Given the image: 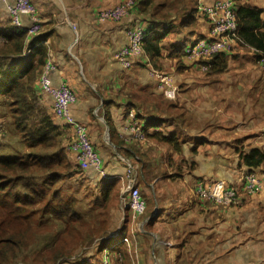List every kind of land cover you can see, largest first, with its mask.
Here are the masks:
<instances>
[{
    "label": "crops",
    "instance_id": "crops-1",
    "mask_svg": "<svg viewBox=\"0 0 264 264\" xmlns=\"http://www.w3.org/2000/svg\"><path fill=\"white\" fill-rule=\"evenodd\" d=\"M35 1L43 31H50L46 61L55 65L53 82H67L76 92L73 115L88 126L111 181L121 180L116 176H126L132 165L146 197L147 211L131 234L140 250L130 256L131 263L264 264V190L244 194L235 206L196 194L198 183L217 179L241 187L251 170L244 155L253 147L264 148V114L248 115L246 107L249 96L261 97L264 106L259 53L235 43L224 54L223 72L204 71L184 55L187 42L209 34L212 20L200 8L214 0H139L120 21H100L97 13L123 0ZM244 1L264 10V0ZM13 2L0 0L1 20L9 19ZM191 14L194 18L186 27ZM23 21L28 25L31 17L24 14ZM139 25L162 37L160 56L149 62L145 54L124 68L117 52L127 42L128 28ZM152 68L171 77L178 89L175 99L165 96ZM38 94L62 130L68 156L74 158L68 149L72 130L55 116L53 97ZM239 105L242 111H234ZM131 111L145 123L143 140L128 126ZM108 116L112 143L106 137ZM160 132L176 136L179 147L162 140ZM254 171L264 173V163ZM81 174L91 181L99 179L94 168ZM116 208L112 217L121 221L126 213Z\"/></svg>",
    "mask_w": 264,
    "mask_h": 264
},
{
    "label": "trees",
    "instance_id": "trees-1",
    "mask_svg": "<svg viewBox=\"0 0 264 264\" xmlns=\"http://www.w3.org/2000/svg\"><path fill=\"white\" fill-rule=\"evenodd\" d=\"M237 1L238 37L241 44L253 47L258 53L264 52V10L247 1ZM189 17L186 27H190L194 14ZM49 35L50 31H41L29 38L28 31L13 24L10 18L6 21L0 19V38H5L0 45V101L6 106L11 105L13 123L25 143L23 153L0 155V244H9L10 239L11 243L12 240H17L11 233V226L34 229L35 216H30L34 212L41 216L40 221L46 219L37 228L41 232L42 227L50 225L53 219L64 222L67 232H74L78 226L75 223L83 219L77 207L79 196H69L61 185L75 174L82 175L83 169L74 166L63 144L59 124L48 109L39 104L41 99L35 89L39 72L49 52L45 43ZM161 39L155 30L148 29L145 47L151 60L160 56ZM27 47L31 52L25 55ZM208 61L212 62L210 72H223L227 68L224 53H218ZM110 120L108 116L109 124ZM157 135L176 148L179 147L176 136L161 132ZM244 160L254 171L264 163V148H251L244 155ZM113 187L115 184L112 182L104 183L101 206L110 201ZM124 219V228L121 229L123 232L130 228L131 212L128 208ZM121 230L120 234L123 233ZM104 232H108V236L101 241L103 247L113 246L114 251H119L116 263L132 264L127 245L121 242V237L110 236V230ZM95 235L90 232L88 237ZM62 247V243H57L56 248L60 252H56L54 256L61 255ZM119 254L123 256L122 259ZM115 261L112 260L110 264H116ZM75 264L83 262L78 259Z\"/></svg>",
    "mask_w": 264,
    "mask_h": 264
},
{
    "label": "built area",
    "instance_id": "built-area-1",
    "mask_svg": "<svg viewBox=\"0 0 264 264\" xmlns=\"http://www.w3.org/2000/svg\"><path fill=\"white\" fill-rule=\"evenodd\" d=\"M137 0H123L121 3L104 8L97 13L100 21H120L136 7ZM204 12L212 20L210 32L207 36L190 41L185 47L186 57L192 62L201 61L203 70H208L211 63L206 60L214 55L232 49L237 36L238 21L236 15L235 0H215L213 4L203 7ZM11 22L28 31V36H34L41 32L43 25L39 15L38 7L33 0H14L8 8ZM31 17L30 24L26 25L23 15ZM147 38V28L144 26H132L127 30V42L117 52V58L124 68H129L136 57L145 55L144 44ZM260 63L264 67V53L260 56ZM55 69L53 60L49 59L43 65L38 79V87L42 93L53 97V109L55 115L72 130V138L68 143L69 150L74 153L77 163L84 169L94 168L101 176H107L105 161L93 143L87 125L77 120L72 113V105L77 99L73 88L63 82L59 85L53 82L51 72ZM153 72L160 78V87L164 94L171 99L177 95V87L171 83V77L163 75L157 69ZM171 80V81H170ZM129 128L134 131L135 136L141 140L146 138L145 123L139 119L135 111L129 112L126 117ZM124 180L123 193L124 202L130 207L133 218L143 214L147 209V200L143 196L137 183V175L134 166H129ZM242 191L237 186L228 185L224 179H218L210 183H198L196 193L199 197L212 200L224 205H238L242 201V192L256 194L264 190V173L247 172L243 178ZM124 240L129 241L125 236ZM103 264L109 262L108 252L105 254ZM58 264H68L63 261ZM70 264V263H69Z\"/></svg>",
    "mask_w": 264,
    "mask_h": 264
},
{
    "label": "rangeland",
    "instance_id": "rangeland-1",
    "mask_svg": "<svg viewBox=\"0 0 264 264\" xmlns=\"http://www.w3.org/2000/svg\"><path fill=\"white\" fill-rule=\"evenodd\" d=\"M34 2L36 3L35 0ZM3 41H5V38H0V45H2ZM260 93L262 96V92ZM246 99H248V97ZM252 99L253 96H249L251 102L246 106L248 115L261 112L264 114V106L260 100L261 97L259 99ZM39 104L46 107L44 102ZM240 108L242 111L243 105L236 106L233 110L239 111ZM69 138H71V134L69 135ZM93 141L96 143L95 140ZM96 146H98L97 143ZM24 151L25 143L20 137V133L11 117V105L7 104L6 106L1 100L0 155L10 156L16 154V152L23 153ZM102 156L104 158L103 154ZM74 166L82 169L75 164ZM98 177L100 181L98 179L99 182H96V180L91 181L87 174L78 176L75 174L68 181L61 184L66 194L69 196L77 194L79 196V198H77V207L80 210L83 219L82 221L75 223L78 226L74 232H67V228H64L65 223L55 219L50 221V225L42 227L43 231L41 232V229L37 228L42 221H46V219L40 221L39 219L41 216L34 212L30 215L35 216L33 222L34 229H28L21 226H11V233L17 238V240H12L13 243H11L10 239L9 244H0V264H56L58 260L66 261L68 264H75V261L78 259H80L83 264H99L102 262L103 258L106 260L105 251L109 250L112 252L115 249L111 246L103 247L101 241L108 236V232L104 231L110 230V232L112 231V235L119 234L117 229L121 230L125 223V219L119 221V219L112 217V211L116 206L118 209L124 210L125 205L123 204L120 192V187L123 186L124 181L117 179L111 181L109 178H104L100 175ZM117 178L121 179L119 176H117ZM106 181L112 182L115 184V187L112 189V197L110 201L101 206L100 200L103 196L102 190ZM159 219H163V217H160ZM139 220L140 216L134 221L135 226ZM130 225H133L132 222H130L129 226ZM45 229L47 230L44 231ZM90 232H93L96 235L88 237ZM126 234L128 235L130 233ZM57 243H62L63 245L62 253L59 257L54 256L56 252H60V250L56 248ZM127 250L129 254L130 252L131 254L136 253L137 250L138 253L140 251L139 244H135L132 237L130 238V246L127 247ZM118 253L108 254V256L114 260ZM119 256L121 259L123 258L121 254H119Z\"/></svg>",
    "mask_w": 264,
    "mask_h": 264
},
{
    "label": "clouds",
    "instance_id": "clouds-1",
    "mask_svg": "<svg viewBox=\"0 0 264 264\" xmlns=\"http://www.w3.org/2000/svg\"><path fill=\"white\" fill-rule=\"evenodd\" d=\"M215 2V0L212 2V3H210V4H213ZM237 0H235V3H236V10H237ZM210 4H202L201 5V11L202 12H204V10H203V7L204 6H206V5H210ZM137 6H139V0H137V4H136V7ZM135 7V8H136ZM134 8V9H135ZM205 14H206V12H204ZM236 15H237V12H236ZM9 18H10V16H9ZM11 20V19H10ZM123 20V19H122ZM237 21H238V18H237ZM145 27V26H144ZM42 32H43V28H42V30H41ZM41 33V32H40ZM35 36V35H34ZM34 36H32V37H34ZM207 36V35H206ZM29 37H31V36H29ZM147 37H148V28H147ZM202 37H204V36H202ZM199 38V37H198ZM147 39V38H146ZM192 40H195V39H192ZM192 40H190V41H192ZM189 41V42H190ZM145 42H146V40H145ZM189 42H187L186 43V45L189 43ZM235 43L237 44H241V41L239 40V37H238V28H237V36H236V38H235V42H234V45H235ZM186 45L184 46V48H183V51H184V55H185V57H186V54H185V47H186ZM233 45V46H234ZM241 45H243V44H241ZM144 49H145V54L146 55H148V61L149 62H151V58H150V56H149V53L147 52V50H146V47H145V44H144ZM232 49H233V47H232ZM231 49V50H232ZM231 50H229V51H231ZM229 51H224V52H220V53H227V52H229ZM31 52V49L29 48V47H27L26 49H25V54L27 55V54H29ZM262 53H264V52H262ZM262 53H259L258 55H259V57H258V61H259V64H260V66L262 67V68H264L262 65H261V63H260V56L262 55ZM217 55V54H216ZM216 55H214L212 58H214ZM137 58V57H136ZM211 58V59H212ZM186 59L187 60H189L187 57H186ZM208 60H210V59H208ZM208 60H206V62H209V63H211V67H212V62H210V61H208ZM134 61V60H133ZM190 61V60H189ZM192 62V61H191ZM45 63H46V61H45ZM44 63V64H45ZM192 63H196V62H192ZM198 63H200V65H201V61H198ZM43 64V65H44ZM43 67V66H42ZM42 67H41V69H42ZM211 67L208 69V70H204V71H209L210 69H211ZM202 68V67H201ZM203 70V69H202ZM40 73H41V71H40ZM39 77H40V74H39V76H38V78H37V80H36V86H37V88H36V90H37V92H39V93H41V94H45V93H42L40 90H39V87H38V79H39ZM53 79V78H52ZM164 92V91H163ZM177 93H178V89H177ZM47 95H49V94H47ZM166 96V95H165ZM167 97V96H166ZM176 97H177V95H176ZM175 97V98H176ZM168 98V97H167ZM174 98V99H175ZM169 99H171V98H169ZM54 102V101H53ZM53 112H54V109H53ZM73 113V112H72ZM55 114V113H54ZM129 114V113H128ZM127 114V115H128ZM138 115V114H137ZM56 116V115H55ZM57 117V116H56ZM75 117V116H74ZM127 117V116H126ZM139 117V116H138ZM58 118V117H57ZM60 119V118H59ZM66 125V124H65ZM67 126V125H66ZM68 127V126H67ZM88 127V126H87ZM146 127V126H145ZM70 130V129H69ZM90 131V130H89ZM146 131H147V129H146ZM91 134V133H90ZM92 137V136H91ZM71 138H72V135H71ZM70 138V139H71ZM92 140H93V138H92ZM93 143H94V141H93ZM95 144V143H94ZM95 146H96V144H95ZM96 148L98 149V147L96 146ZM69 149V148H68ZM99 150V149H98ZM66 151H67V149H66ZM99 152H100V150H99ZM101 153V152H100ZM102 155V154H101ZM103 157V156H102ZM71 159H72V162L74 163V164H77V165H79L78 163H77V161H76V159L75 158H73V157H71ZM104 159V158H103ZM104 161H105V159H104ZM80 166V165H79ZM105 166H106V164H105ZM81 167V166H80ZM82 168V167H81ZM84 171L85 170H87V169H84V168H82ZM106 169H107V166H106ZM251 172H257V171H253V170H250ZM250 171H247V172H250ZM246 172V173H247ZM108 173V172H107ZM245 173V174H246ZM258 173H260V172H258ZM100 175V174H99ZM101 176V175H100ZM109 176V177H108ZM101 177H106V178H109L110 180H111V178H113V177H111L110 175H109V173H108V175L107 176H101ZM117 177V176H116ZM120 178H121V180H123V178H122V176H119ZM244 178V177H243ZM118 180V179H117ZM218 180V179H217ZM124 181V180H123ZM138 183V182H137ZM124 184V183H123ZM242 184H243V182H242ZM139 186V185H138ZM231 186H233V185H231ZM235 186V185H234ZM238 187V186H237ZM241 187H242V185H241ZM241 187H239L240 189H241V191H242V188ZM121 189H122V192H121V198H122V200H123V198H124V193H123V186L121 187ZM142 192V191H141ZM143 194V193H142ZM197 194V193H196ZM244 194H247V195H254V194H248V193H245V192H242V201H243V196H244ZM144 196V195H143ZM145 197V196H144ZM146 198V197H145ZM201 198V197H200ZM242 201H241V203H242ZM219 203V202H218ZM240 203V204H241ZM123 204L125 205V207H124V211H125V213H126V208H128L129 210H130V212H131V222H132V224L133 225H130V228H129V230L131 231V232H128V230H126L125 232H123L122 230V232L123 233H121L120 234V230L119 229H117L118 231H119V234H113L112 235V231H111V234H110V236H116V235H118V236H120L121 238H120V240H121V242H125L128 246H130V240L129 241H126V240H124V237L127 235L126 233H130V234H128L127 236L129 237V239L131 238V234H132V232L135 230V223H134V221L139 217H137L136 219H134L133 218V214H132V211H131V209H130V207L124 202V200H123ZM221 204V203H220ZM224 205V204H223ZM239 205V204H238ZM226 206H229V205H226ZM231 206H235V205H231ZM147 208H148V203H147ZM146 211H147V209H146ZM145 211V212H146ZM145 212L143 213V214H145ZM143 214H141V215H143ZM140 215V216H141ZM134 229V230H133ZM112 248H113V246H111ZM104 251H105V249H104ZM108 252V254H112L113 253V251L112 252H110L109 250H107V251H105V254ZM117 253V252H116ZM134 254L135 253H132L131 254V252H130V256L131 257H133L134 256ZM104 259L105 258H103L102 259V262L101 263H99V264H103L104 263ZM112 260L113 259H111L110 257H109V262L107 263V264H110V263H112ZM60 262H63L62 260H58L57 262H56V264H58V263H60ZM134 264V263H133Z\"/></svg>",
    "mask_w": 264,
    "mask_h": 264
},
{
    "label": "water",
    "instance_id": "water-1",
    "mask_svg": "<svg viewBox=\"0 0 264 264\" xmlns=\"http://www.w3.org/2000/svg\"><path fill=\"white\" fill-rule=\"evenodd\" d=\"M104 120H105L106 126H107L106 137H107L108 141L112 143V140H111V137H110L111 126H110V124L107 122V120L105 118H104Z\"/></svg>",
    "mask_w": 264,
    "mask_h": 264
},
{
    "label": "bare ground",
    "instance_id": "bare-ground-1",
    "mask_svg": "<svg viewBox=\"0 0 264 264\" xmlns=\"http://www.w3.org/2000/svg\"><path fill=\"white\" fill-rule=\"evenodd\" d=\"M117 238V237H116ZM97 264V263H96Z\"/></svg>",
    "mask_w": 264,
    "mask_h": 264
}]
</instances>
